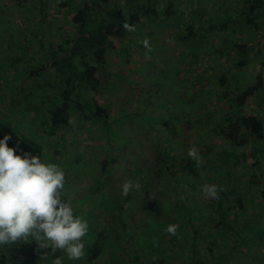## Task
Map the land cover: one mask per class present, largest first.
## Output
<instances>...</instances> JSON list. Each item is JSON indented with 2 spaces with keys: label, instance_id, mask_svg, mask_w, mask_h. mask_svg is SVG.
Returning <instances> with one entry per match:
<instances>
[{
  "label": "rangeland",
  "instance_id": "rangeland-1",
  "mask_svg": "<svg viewBox=\"0 0 264 264\" xmlns=\"http://www.w3.org/2000/svg\"><path fill=\"white\" fill-rule=\"evenodd\" d=\"M164 2L172 8L167 10L156 3L161 12L144 20L150 27L137 38L140 43L128 37L132 40L127 39L124 48L131 52L129 60L124 63L122 55L110 54V68L100 72L99 91L85 93L105 107L113 120L106 138L101 126L91 125L74 112L69 126L59 130L63 153L51 156L50 143L46 149L40 146L43 140L37 137L38 120H30L36 127L30 131L29 120L8 114L4 108L7 100L15 97L14 92L20 101L24 97L17 72L42 63L44 56L42 59L39 47L71 37V13L52 0H0V88L7 89L0 103V138L11 136L7 143L17 150L16 154L28 152L45 163L60 166L66 176L62 196L89 224V233L84 237L85 256L70 261L57 251L55 256L64 257V264H143L134 260L136 256L144 259V264H189L190 258L222 264L211 261L220 255L229 259L226 264H264V185L258 170L224 155L233 149L218 133L228 112L219 98L223 92L218 79L224 72L228 73L229 98L241 88L256 85V77L260 76L262 89L241 111L242 116H259L257 109L264 104V38L241 26L235 34L213 32L209 41L203 40L201 49H196L194 40L179 41L180 35H175L179 26L183 23L181 34L188 24L199 34L208 21L219 22L236 11L242 12L245 0H199L197 6L194 0ZM145 40L148 47L144 46ZM232 43L247 46L250 63L242 69L232 68L229 73V67L240 60ZM32 80L23 79L25 90L31 88L29 84L33 87ZM35 82L42 85V80ZM119 141L123 146L118 145ZM251 144L254 141L250 138L239 152L246 154ZM193 148L199 156L195 162L188 157ZM160 150L174 157V168H168L165 155L158 154ZM76 159H80L79 165ZM158 168L166 169L162 177H158ZM126 180L138 182L140 188L130 192L133 199L119 211L124 202L120 198L121 185ZM172 181H176V196L165 185ZM206 184L237 190L236 196L243 203L229 214V219L238 215L232 223L239 224L238 229L241 214L245 218L256 215L259 235L249 242V249L239 243L237 236L214 227L212 199L201 192ZM170 224L178 225L176 236L167 233ZM95 243L100 254L88 262V249ZM207 246L213 249V255L206 251ZM231 246L236 252H230ZM7 248L9 264H52L51 254L46 260L40 258L47 250H40L34 239Z\"/></svg>",
  "mask_w": 264,
  "mask_h": 264
},
{
  "label": "trees",
  "instance_id": "trees-1",
  "mask_svg": "<svg viewBox=\"0 0 264 264\" xmlns=\"http://www.w3.org/2000/svg\"><path fill=\"white\" fill-rule=\"evenodd\" d=\"M52 1H56L60 8L71 13L72 35L69 38L66 37L63 41H50L46 46L43 44L39 47L41 58L43 59L44 56L42 63L40 62L39 66L35 68H26L23 72L21 70L17 72L21 78L19 82L21 85L18 87L22 90L21 92L25 91L24 97L20 101V98L16 96V92L13 91L15 97L7 100L4 109L8 111V114L18 115L21 119H27V121L33 120L35 122L37 119L39 123L37 125V137L43 140V144L40 146L42 149H46L47 143H50L52 146L50 149L51 156H58L63 153L60 148L63 139L59 137V130L62 131L69 126L70 118L74 112H77L84 121L89 122L91 125L101 126L106 138L105 133L109 129L111 130L113 120L109 119L105 107L93 99L87 98L85 93L90 90L97 94L99 91L101 84L100 72L104 68H110L108 63L110 54L122 55L124 63L129 60L131 52L124 48L130 40L128 37L133 36L140 43L137 38L145 32L144 29L150 27V23H144V20L150 16L157 17L161 12L156 3L159 2L162 7L166 6L167 10L172 8V4L166 5L164 0H109L108 6H105L106 0ZM198 1L194 0V6H197ZM244 3L245 7L242 12L236 11L230 18L223 17L219 22L208 21L207 27L199 30V34L189 26L190 24L181 34L182 23L179 26V32L175 35H180L178 39L181 43L194 40L195 43H192V45L196 49H201L202 41L208 42L213 32L221 34L230 31L235 34L238 27L241 26L264 38V0H245ZM198 9L200 10L201 7ZM91 24L93 27H91ZM190 44L187 45L188 48H190ZM198 44L199 46H196ZM232 45V48L237 50L240 60L229 67V73L232 68L242 69L250 63V58L246 54L247 46L235 43H232ZM190 53L194 55V51ZM32 57L36 58L35 54ZM24 78H28L30 81L33 79V87L32 84H29L31 86L29 90L24 89ZM256 79L259 80L256 85H249L245 89L241 88L236 96L229 98L227 92L229 86L228 73L221 74L218 84L223 93L222 96L219 95V98L224 100L228 112L225 113L221 124L218 126V133L233 149L232 151H225L224 155L234 158L237 164L245 162L251 169L258 170L259 174L257 175L264 185V104L257 109L259 116L246 117L241 114L242 108L246 105L248 99L257 95L263 87L260 76H257ZM36 80H42V85L38 86ZM18 87H16V90L19 89ZM2 89L0 88V103L3 94L7 92V89L1 91ZM21 95L23 94L21 93ZM31 117L33 119H30ZM31 127L30 131H34L36 128L35 125H31ZM250 138L254 141V144H251V150L249 149L246 154L239 152V150L243 151L249 144ZM133 144L131 142L130 146H133ZM118 145L123 146V142L119 141ZM158 154L159 156L165 155L169 169L174 168L175 160H173L174 157L170 153L160 150ZM74 162L77 165L81 163L80 159H76ZM158 171H160L158 177H162L166 169L163 171V169L158 168ZM171 176H173L172 172ZM251 181L253 180L251 179ZM175 184L176 181L165 184L167 191L174 192ZM176 194L177 192H174L175 196ZM236 195L237 190L228 187L218 191V199H212L210 206L214 211L212 222L216 229L237 236L240 239L239 243L249 249V242L259 235L260 225L255 214L248 218L241 214L242 225L240 229H238L239 224H232L236 217L238 218V215L230 220L229 214L240 208L243 203V200ZM261 195H264V188ZM122 197L124 202L119 207V211L122 210V205L125 208V205L131 202L134 195L129 193L127 196H121L120 198ZM250 233L252 236L249 239L248 235ZM193 246H196V242L193 243ZM98 248L99 246L95 243L88 249V262L98 258L100 254ZM230 250H232L230 252H236V248L233 246ZM206 251L213 255L212 248L207 246ZM140 259L142 258L138 256L134 258L135 261L144 264V259ZM200 260L195 261V259L190 258L189 264H206V262ZM216 260L222 264L229 261L224 255L211 258L212 262ZM9 261L8 248L0 249V264H9Z\"/></svg>",
  "mask_w": 264,
  "mask_h": 264
},
{
  "label": "clouds",
  "instance_id": "clouds-1",
  "mask_svg": "<svg viewBox=\"0 0 264 264\" xmlns=\"http://www.w3.org/2000/svg\"><path fill=\"white\" fill-rule=\"evenodd\" d=\"M144 46L149 42L145 40ZM11 136L0 138V249L18 241L34 239L40 250V258L46 260L52 255V264H64V257L70 261L81 260L85 252L84 237L89 233L87 220L75 214L72 203L62 193L66 186L63 169L53 163H45L40 156L23 152L8 146ZM188 157L199 159L195 148ZM140 188L133 180L121 185V195ZM217 185L206 184L201 192L210 199H218ZM178 225L170 224L168 234L177 235ZM61 251L64 257L55 256Z\"/></svg>",
  "mask_w": 264,
  "mask_h": 264
}]
</instances>
